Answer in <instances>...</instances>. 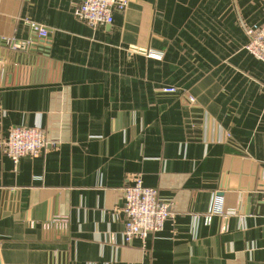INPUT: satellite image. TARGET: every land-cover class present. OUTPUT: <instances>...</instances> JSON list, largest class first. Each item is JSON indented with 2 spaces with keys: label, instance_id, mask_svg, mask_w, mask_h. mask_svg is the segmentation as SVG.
<instances>
[{
  "label": "crops",
  "instance_id": "0c3cea01",
  "mask_svg": "<svg viewBox=\"0 0 264 264\" xmlns=\"http://www.w3.org/2000/svg\"><path fill=\"white\" fill-rule=\"evenodd\" d=\"M80 2L0 0V142L46 133L0 149V264H264V0H129L96 26ZM135 176L171 215L125 242Z\"/></svg>",
  "mask_w": 264,
  "mask_h": 264
},
{
  "label": "built area",
  "instance_id": "2783aa9c",
  "mask_svg": "<svg viewBox=\"0 0 264 264\" xmlns=\"http://www.w3.org/2000/svg\"><path fill=\"white\" fill-rule=\"evenodd\" d=\"M129 0H81L76 16L90 26L110 24L113 12L123 10ZM39 40L46 43L49 32L43 26L32 25ZM249 41L246 50L264 64V24L256 29L247 31ZM4 42H8L4 38ZM145 55L160 59L163 52L147 49ZM165 93H174L176 88L166 86L161 89ZM187 101L194 104L195 98L187 96ZM45 131L36 127L13 126L6 137L0 142V149L14 162L23 156H36L46 145ZM123 239L130 242L134 237L144 238L148 233L163 229L164 222L171 215L169 203L159 197L156 188L143 185L140 176L132 178L125 186ZM57 226L59 231L66 228L65 220H55L43 224L48 229Z\"/></svg>",
  "mask_w": 264,
  "mask_h": 264
}]
</instances>
